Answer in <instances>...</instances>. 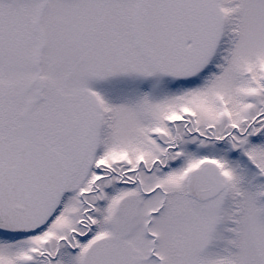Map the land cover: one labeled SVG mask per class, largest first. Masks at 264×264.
I'll return each mask as SVG.
<instances>
[{"label": "snow or ice", "instance_id": "1", "mask_svg": "<svg viewBox=\"0 0 264 264\" xmlns=\"http://www.w3.org/2000/svg\"><path fill=\"white\" fill-rule=\"evenodd\" d=\"M0 264H264V0H0Z\"/></svg>", "mask_w": 264, "mask_h": 264}]
</instances>
